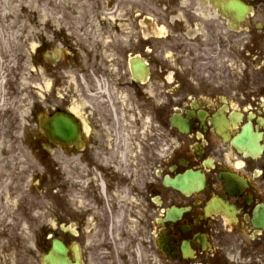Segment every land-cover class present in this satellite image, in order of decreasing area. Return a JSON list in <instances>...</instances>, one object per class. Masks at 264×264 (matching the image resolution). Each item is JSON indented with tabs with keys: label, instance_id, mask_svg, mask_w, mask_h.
Returning <instances> with one entry per match:
<instances>
[{
	"label": "flooded vegetation",
	"instance_id": "flooded-vegetation-1",
	"mask_svg": "<svg viewBox=\"0 0 264 264\" xmlns=\"http://www.w3.org/2000/svg\"><path fill=\"white\" fill-rule=\"evenodd\" d=\"M242 1L0 0V206L52 172L73 262L264 264V0Z\"/></svg>",
	"mask_w": 264,
	"mask_h": 264
},
{
	"label": "rangeland",
	"instance_id": "rangeland-1",
	"mask_svg": "<svg viewBox=\"0 0 264 264\" xmlns=\"http://www.w3.org/2000/svg\"><path fill=\"white\" fill-rule=\"evenodd\" d=\"M41 4L43 3L40 2ZM161 148H163L162 144ZM162 155L163 152L160 151V157ZM25 183L28 184L30 181L25 179ZM27 186L16 191L14 206H12L14 201L0 206L1 250L3 248L5 252L9 250L8 247H4L8 237L3 233L6 229L12 228L15 231L14 264H40L48 240L44 236H37L42 227L46 229V235L51 233V230L55 232V224L58 221L57 189L48 185L39 189L36 187L28 189ZM55 233L58 234L57 231ZM0 258L7 261V254L1 252Z\"/></svg>",
	"mask_w": 264,
	"mask_h": 264
},
{
	"label": "water",
	"instance_id": "water-1",
	"mask_svg": "<svg viewBox=\"0 0 264 264\" xmlns=\"http://www.w3.org/2000/svg\"><path fill=\"white\" fill-rule=\"evenodd\" d=\"M44 264H70L66 257V250L61 244L54 241L51 251L43 256Z\"/></svg>",
	"mask_w": 264,
	"mask_h": 264
}]
</instances>
